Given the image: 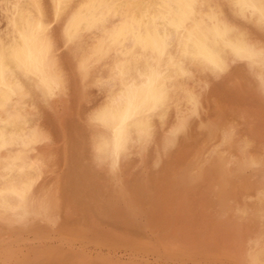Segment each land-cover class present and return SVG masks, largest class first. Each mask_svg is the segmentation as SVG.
Segmentation results:
<instances>
[{"label": "rangeland", "instance_id": "rangeland-1", "mask_svg": "<svg viewBox=\"0 0 264 264\" xmlns=\"http://www.w3.org/2000/svg\"><path fill=\"white\" fill-rule=\"evenodd\" d=\"M0 1H1L0 5H2V6H0V8H1L0 9V31H4V30H6V27H7L4 25H6L5 21L7 20L8 14H5V11L3 9L4 3L6 0H0ZM45 1L47 3L49 2V0H45ZM48 15L51 16V11H50L49 7H48ZM58 24H59V26H58ZM60 24H61V22L53 23V26L51 25V30L53 29L52 34L54 33L53 37L55 39V43L57 44L56 50L54 51L55 52L54 54H56L55 60H56V65H58L57 70H59L58 72L62 73L61 75L64 76L65 80L67 81V85L69 84L70 87L69 86L66 87V89L68 90L67 91L68 94L66 93V95L60 96V98H58L59 96H56L53 98L51 103L43 105V107L40 110L41 112L38 114V118H37L36 123H35V125L38 128H40V131L44 137L43 140L39 141L36 144L35 153H37L38 155L42 156L45 159V161H46L45 172L47 174V175L43 176V179H42L43 182H41L42 180L40 181L41 183H43V185L39 182L40 184H38L36 188H37L38 192H40L41 194H44L48 197V201L50 203V207L52 210V218L53 219L55 218V219H54V221L50 220V221H52L51 224H50L49 220H48L49 224L46 223L47 222V221H45L46 219H42L40 217V215H37V217L35 216L36 218L33 217L28 221L12 220V221H7V222H4V221L2 222V220L0 219L1 220L0 221V236H1L0 237V240H1L0 241V251H1L0 256H2L0 258L1 259L0 264L3 261H6V262L5 263L3 262L2 264H16V263L17 264H25L26 261H27L26 264H31V263L32 264H39L40 262H41L40 264H44V263L45 264H75V262H76V264H80L81 262H82V264H87L90 261L91 262L88 264H97V263L98 264H105V263L106 264H129V263L130 264H136V262L138 264H159L160 261L162 264H195V263L196 264H240L239 262H241V260H242V262H241L242 264H246V261H245V259L247 257L246 254H248L251 250L250 249L251 242L255 237L258 236V234H259L258 230H260L259 229L260 225L262 222H264V215H263L264 214V199H263L264 198V187H263L264 186V170H261V169H264V160H263L264 159V98H263L264 97V80H262L260 78V76H258V73L255 70L251 69L249 64L243 59H231V60L228 59L226 62L227 68L225 67L226 69H224L223 71H218V72H214V73L212 71H210V73H209V71L208 72L203 71L202 73L198 74L196 69L194 68L193 69L194 73L192 72V76L189 77V80H187L188 84L186 85V90L192 91L194 93V98H195L194 102H192L191 104L185 105V106L184 105H181V106L178 105L177 108H173L171 110L168 119L166 118L162 121L157 120L155 123L156 126H155V130H154V134H153L154 136L152 137V139L148 142V144L145 147L141 148L142 150L140 148H137L138 146L136 144H133L131 146L130 151H129L128 155L126 156V158H123L122 160L118 161V163L117 162L116 163L109 162L106 165H102V167H103L102 168L101 165L95 166V165L91 164V163L95 164V161H94V159L90 158V152H89V150H91L90 144L92 145V141H93L92 137H94V133L96 132V126H93V124H91L92 123L91 118H92L93 114L95 113V111L98 109V107L106 101V97L100 89V83H98V81L96 80V75L98 74L100 68H102V67L100 66L101 64L95 63L91 69V76L87 79V81L84 80L80 76V74L78 73V71L76 69L77 68L76 67L77 66V60L79 59V57L82 53V50L83 49H89L88 46H91L90 45L91 44L90 38H91L92 34H84L83 36L80 37V39L77 40L79 42L75 41L73 44H71L69 46H65V49H64L63 45H61L58 41L59 35H60V31H59L60 30ZM246 29L248 32H250V35L253 38H259L260 40H262L261 42L264 44V29L255 30V28H253V27L249 28L250 30L248 28H246ZM254 33L256 34L257 37L254 36ZM82 39H84V40H82ZM67 47H68V49H67ZM64 54H65V56H64ZM73 56H74V58H73ZM57 58H58V60H57ZM75 60H76V62H75ZM66 62L68 64H66ZM240 62L241 63L243 62V64L240 65ZM232 64L233 65L236 64L237 66L234 65L235 66V68H234ZM245 64H247V65H245ZM62 68H64V69H62ZM65 68L68 69L69 71H67ZM231 69H233V70L231 71ZM247 70L250 71V73ZM244 71L247 73V75ZM193 74L195 77L193 76ZM254 75L256 76V78ZM247 76H248V78H247ZM197 78H198V80H197ZM199 79H200V81H199ZM192 80L194 82H192ZM202 83L204 84V86ZM241 83L245 84V85L243 86ZM246 84H249V86ZM84 86H86L87 88ZM252 86H254V87H252ZM73 87H74V89H73ZM199 88H200V90H199ZM69 89H70V91H69ZM237 89H239V90H237ZM84 90H86L85 93H83ZM198 91H199V93H198ZM70 92H71V94H70ZM88 93H90V94H88ZM247 93L249 94V96ZM195 94L197 96H195ZM73 95H75L76 97ZM86 95H87V97H86ZM254 95L256 97H253ZM244 96H246V97H244ZM181 97L182 96H180L179 98H181ZM260 98L262 99V102H261ZM233 99H235L236 102ZM61 100H63V101H61ZM231 100L234 101V102H232V104H231ZM74 102H75V105H74ZM83 102H85V103H83ZM67 106L69 108H71V107L72 108L69 109ZM73 107L75 108L74 111H73ZM84 107H85V109H84ZM78 110H79V113H77ZM42 113H43L44 117L41 115ZM80 113L82 116L80 115ZM57 114L59 115V118H58ZM72 114H73V116H72ZM175 118H176V120H175ZM51 119H53V120H51ZM55 119H56V121H55ZM84 119L86 122L84 121ZM183 120H184V122H183ZM71 122L74 123V126H73V124H71ZM223 122L224 123L226 122V124H223ZM38 123H41V125H39ZM44 123H45V126H44ZM54 123L56 124V126ZM85 123H87V124L90 123V125H88L89 128L87 127V124L85 125ZM210 123H211V125H210ZM237 123H238V125H237ZM68 124H70V126H67ZM80 124H82V125H80ZM173 124H175V126ZM230 124L233 126H231ZM47 125H50V126H47ZM75 125H77V126H75ZM161 125H162V127H160ZM204 125H206V126H204ZM227 125L229 127H232V129L229 127L227 128ZM66 126H67V128H66ZM223 126L225 127V130L228 129V131L223 130ZM68 127H69V129H68ZM162 128H163V130H162ZM236 128H237V132L235 133L234 130L236 131ZM252 128H253V130H252ZM77 129H79L81 132ZM88 129H89V131L87 132L86 130H88ZM183 129L185 131H183ZM59 130H61L62 133ZM70 130H72V131H70ZM160 130L164 131L165 133L164 132L161 133ZM229 130L231 132L230 135H229ZM63 131L64 132L66 131L65 134ZM252 131L255 134H252L253 133ZM47 132H51V134L48 135L49 133L47 134ZM82 132H84V133H82ZM75 133L78 135H76ZM225 133H227V134H225ZM62 134L65 136H63ZM85 134L87 137L85 136ZM201 134H203V135H201ZM218 134H222V135H218ZM236 134H238V135H236ZM164 135H165V137H164ZM171 135H173V136L171 137ZM246 135L248 137H246ZM47 136L50 138H48ZM71 136L72 137L75 136V137L72 138ZM78 136H79V138H78ZM253 136H255V137H253ZM162 137L165 139H163ZM166 137H168V138H166ZM179 137H180V140H179ZM221 137H224V138L222 139ZM64 138L67 139V140H65V142L63 141ZM77 138H78V140H77ZM247 139H249V140H247ZM51 141H52V143H51ZM61 141H62V143H61ZM73 141H75V144ZM241 141H242V143H241ZM66 142L68 145L66 144ZM176 142H178V143L176 144ZM244 142L245 143L248 142V143L245 144ZM240 143H241V145H240ZM46 144L48 147L46 146ZM53 144L55 147L53 146ZM254 144L256 147L254 146ZM49 145L51 147H49ZM56 145L59 146V148H57ZM63 145L66 147H64ZM236 145H238V146L240 145V146L238 147ZM62 146H63V148H62ZM71 146H74V147H71ZM245 146L248 147L249 150H251V151H249L248 148L245 149ZM258 146H260V147H258ZM83 147L86 148L84 151H83V149H84ZM229 147H230V149H228ZM253 147H255V148H253ZM51 148H52V150L55 149V151L50 150ZM46 149H48V150H46ZM65 150H66V152H64V153H66L65 154L66 156L63 155L64 153L62 152ZM229 150H231V151H229ZM239 150H240V152H239ZM242 150H244L243 153H241ZM226 151H229V152H226ZM235 151H237V152H235ZM248 151H249V153H247ZM224 152H226V153H224ZM235 153H237V154H235ZM68 154L70 155V158H72V159L69 158ZM75 154L77 156H75ZM228 154H229V156H228ZM230 154H231V156H230ZM234 154L237 155L236 159L238 157H240V158H244V157L247 158L248 157L247 159L250 160V162H248L247 159L245 161H243L246 163L241 162V160H244L245 158L244 159L238 158L239 160L237 159V161H236L235 156H233ZM215 155H217V157ZM221 155H223V156H221ZM238 155H243V157L238 156ZM246 155H247V157H246ZM232 156H233V158H232ZM249 156L251 159L249 158ZM169 157H171V158H169ZM68 158H69V160H68ZM168 158L170 161H172V163L168 160ZM226 158H227L228 162H227ZM84 159H86V161H84ZM129 159L130 160L132 159L133 162H132V160L130 161ZM165 159H166V161H164ZM197 159H199L198 160L199 162L197 161ZM70 160H72V161H70ZM52 161L53 162L55 161L56 163L55 162L53 163ZM58 161H60V162L58 163ZM168 161L170 163H168ZM205 161L207 162L208 165L206 164ZM234 161H236V162H234ZM68 162L70 164H68ZM162 162H164L166 166L165 165L162 166V164H164ZM208 162L209 163L211 162V163L209 164ZM226 162H227V164H225ZM176 163H177V165H176ZM184 163H185V165H184ZM187 163L189 164L188 166H187ZM220 163H223V165H221ZM119 164L121 167L118 166ZM203 164L204 165L206 164L209 168L206 167V165L204 166ZM51 165L53 166V168ZM62 165H64V167H62ZM87 165H88V167H87ZM94 166H95V168H94ZM171 166H172V168H171ZM180 166L182 168H180ZM190 166H191V168H190ZM89 167L91 170L89 169ZM96 167H97V171L95 170ZM256 167L259 169H257ZM49 168L52 169L50 172H49ZM54 168L55 169L57 168V169L55 170ZM64 168H65V170H64ZM148 168H149V170H148ZM173 168H174V170H173ZM204 168L206 171L209 172V174H208L209 176L207 175L208 172L207 173H205L206 171L204 172V170H203ZM206 168H208V169H206ZM247 168H249V169H247ZM250 168L254 172H250ZM73 169H74V171H73ZM114 169H116V171H118V172H116ZM179 169H183V170H179ZM103 170H105V171L103 172ZM199 170L201 171V173ZM244 170H245V173H244ZM87 171H90V173L89 172L87 173ZM247 171H249V172H247ZM255 171L261 172V174L256 173ZM101 172H102V175H101ZM246 172H247V174H246ZM173 173H174V175H173ZM240 173H243V174H240ZM254 173L256 175L257 174L258 175L255 177ZM94 174H95V176H94ZM170 174H172L173 176H171ZM48 175L52 178H50ZM53 175H55V176H53ZM63 175H64V178H63ZM99 175H101V176H99ZM115 175L119 178H116ZM233 175L234 176L236 175L235 179H237V180L235 182L233 181V180H235ZM242 175H243V178H242ZM260 175H262V176H260ZM89 176L90 177L92 176L91 177L92 180L90 179ZM93 176L97 180H94L95 178ZM139 176H141V178ZM231 176H233V178ZM46 177L48 179L49 178L50 179L48 180ZM97 177H102L103 179L97 178ZM176 177L178 178V180H180L179 177H182L181 178L182 180L178 181V180H176L177 179ZM210 177H212V178H210ZM246 177H249V178H246ZM259 177H261V178H259ZM44 178H46V179H44ZM53 178L55 179V181ZM56 178L59 180V183L57 182L58 180ZM61 178H62V180H60ZM144 178H145V180H144ZM230 178H231V181H229ZM245 179H246V181H245ZM45 180H47V183ZM64 180L65 181L67 180V181L65 182ZM44 181H45V183H44ZM61 181H63V183H61ZM92 181H93V183H91ZM95 181H97L98 183ZM163 181H165V182H163ZM196 181L198 182V184ZM200 181L201 182L203 181V182L201 183ZM228 181H229V183L227 184ZM51 182H53L54 184ZM56 182H57V184H56ZM65 183H67L66 186H65ZM231 183L232 184L235 183V184L232 185ZM245 183L249 186L247 187V185ZM119 184L121 185V187ZM123 184H124V190H123ZM146 184H148V185H146ZM222 184H223V186H222ZM48 185H49V187H48ZM56 185H57V187H56ZM89 185H91V186H89ZM104 185H106L107 187ZM132 185L133 186L136 185V186H134V190H133V187H131ZM153 185H155V186H153ZM156 185H157V187H156ZM176 185H178V186H176ZM190 185L192 186V188ZM63 186L66 188H64ZM100 186H101V188H99ZM128 186H130V188H131L130 190L127 189V188H129ZM187 186H189V188ZM220 186L222 188H220ZM225 186H226V189H225ZM254 186H256V187H254ZM91 187L93 190L91 189ZM115 187H117L118 189ZM135 187H136V189H135ZM228 187H229V189H228ZM242 187H243V189H242ZM59 188H61V190ZM197 188H199V190ZM46 189H48V190H46ZM96 189H97V191H95ZM184 189L185 190L187 189V190L184 191ZM196 189H197L198 193H196L197 192ZM107 190H109V192H107ZM126 190H128L127 191L128 194H127ZM135 190H136V192H135ZM151 190H153V191L151 192ZM181 190H183V191H181ZM235 190H237V191H235ZM255 190H258V191H255ZM99 191H100V193H99ZM102 191H104V192H102ZM206 191H208V192L206 193ZM212 191H214L215 193ZM223 191H226L227 194H225V192H223ZM45 192L46 193L48 192V193L46 194ZM54 192H55V194H54ZM57 192L58 193L62 192V193L58 194ZM82 192L84 193V195L86 194L85 195L86 197L82 194ZM123 192L126 194H124ZM167 192H168V194H167ZM200 192H202V193H200ZM49 193L51 195H49ZM56 193L59 197L56 195ZM104 193L106 196L104 195ZM130 193H131L133 198H131V195H129ZM136 193H137V195H136ZM147 193H149V194H147ZM182 193H183V195H181ZM185 193L187 196L185 195ZM204 193L207 194V197ZM100 194L103 196V198ZM119 194L121 195V198H120V196L118 197ZM154 194H156V195H154ZM163 194H165V195H163ZM210 194H211V196H210ZM248 194H250L252 196H250ZM66 195H68V197ZM212 195H213V197H212ZM228 195H229V197H228ZM237 195H239V196H237ZM240 195H242V196H240ZM92 196H94V197L97 196V198L94 199V197H92ZM155 196H157V197H155ZM165 196L167 197V200L163 201L164 199H166ZM171 196H172V198H171ZM201 196H202V198H200ZM222 196H224L225 199ZM71 197L73 200L70 199ZM116 197H118V198H116ZM160 197H162V198H160ZM210 197H212V198H210ZM196 198H199L200 200L196 199ZM203 198H205V199H203ZM221 198H223V199H221ZM241 198H244V199H241ZM261 198L263 200H261ZM92 199H94V200H92ZM128 199L130 201L134 200L132 202L133 204ZM146 199H148V200L145 201ZM157 199H159V200H157ZM58 200L61 202H59ZM201 200L203 201V203H202L203 205L201 204V202H202ZM212 200H213V202H212ZM236 200H238V201H236ZM53 201L55 202L54 204H56L55 206L53 205ZM94 201H96V202H94ZM100 201L103 202V204ZM108 201H110L111 203ZM136 201L138 202V204ZM205 201L208 203V204L205 203V204H207V206L204 204ZM220 201H223V204L225 206L222 203H221L222 207L220 205H218V202H220ZM65 202L67 203V205H65L66 204ZM155 202H157V203H155ZM163 202H164V204H163ZM169 202H171V204ZM224 202L225 203L227 202V204H225ZM233 202L234 203L236 202L235 206H233L234 205ZM243 202H244V204H243ZM73 203H75V204H73ZM82 203H83V205H81ZM209 203H211V204L209 205ZM59 204H61V205H59ZM76 204L78 206H76ZM112 204L115 206H113ZM116 204H117V206H116ZM158 204H159V206H158ZM214 204H216V205H214ZM72 205H74V207ZM135 205H137V206H135ZM154 205L155 206L157 205V206L155 207ZM166 205H167L168 209L165 207ZM252 205H253V207H252ZM162 206H164V208ZM215 206H216V208H215ZM245 206H247V207H245ZM260 206H261V208H260ZM53 207L55 209H53ZM86 207H88V209H86ZM90 207H91V210L89 209ZM138 207H140V208L138 209ZM190 207H191V209L192 208L193 209L191 210ZM241 207H242V212H244L245 214L242 213V215L241 214L239 215L238 211H240L239 209H241ZM79 208H83V210L80 209L83 212H81L79 210ZM125 208L128 210H126ZM109 209H110V211H108ZM78 211H79V214H78ZM251 211H253V212L251 213ZM131 212H133V214ZM54 213H56L55 216H53ZM84 213L86 214V217H84V219H82V217L85 216ZM256 213H258V217H257ZM57 214L59 215V217L57 216ZM76 214H77V217H76L77 219H75ZM90 214H92V215H90ZM243 214H244V216H243ZM78 215H79V217H78ZM113 216L115 217V220H114ZM118 216L120 218H118ZM92 217L95 218V220H93ZM242 217H243V219H242ZM58 218H60V219H58ZM161 218H163V219H161ZM234 218H236V219H234ZM118 219L120 220V222ZM227 219H228V221H227ZM230 219L232 221H229ZM233 219H234V221H233ZM241 219H242V221L239 222V224H238V221ZM77 220H79V221H77ZM89 220H91V221H89ZM96 220L99 222V224L97 223ZM102 220H104V221H102ZM84 221L87 223H85ZM94 221H96V222H94ZM258 221H259V223H257ZM53 222H55V223H53ZM78 222H80V223H78ZM142 222H143V224H141ZM232 222H233V224H232ZM71 223H73V224H71ZM100 223H102V224H100ZM148 223H149V225H148ZM241 223L243 224V226ZM77 224H79V225H77ZM24 225H25V227H24ZM93 225H94V227H93ZM109 225L112 227H110ZM228 225H229V227H228ZM4 226H5V228H4ZM45 226H47V227H45ZM56 226H58V227L60 226L59 227L60 229L58 227H57V229H55ZM68 226H70V227H68ZM102 226H104V227H102ZM140 226H142V227H140ZM50 227L52 229H50ZM61 227H63V229H65V230L62 229V231H61ZM81 227H83V230H81L82 229ZM87 227H89L90 229L92 228V229L90 230ZM113 227L115 228V230L117 232L113 229ZM231 227H232L233 233L231 232V229H230ZM239 227L242 228L243 231ZM244 227H245V229H244ZM249 227L251 229H253V228L254 229L251 230ZM29 228H31V229L28 230ZM68 228H69V230L71 229L73 234H71V232L68 230ZM76 228L78 230L80 229L79 232H78V230H76ZM127 229L129 232L127 231ZM48 230H50V231H48ZM234 230H236V231L234 232ZM238 230H239V232H238ZM20 231H22V232L20 233ZM80 231H82L83 233L81 234ZM93 231H94V233H93ZM139 231H141V232L139 233ZM251 231H252V234H251ZM254 231H256V232H254ZM61 232H63V233H61ZM10 233L11 234L14 233V234L11 235ZM89 233L92 237L89 235ZM108 233H110V234H108ZM155 233L158 235H156ZM234 233H237V234H235V235H237L236 236L237 240H236V238H234L235 237L233 235ZM35 234H36V236H35ZM65 234H67V235H65ZM103 234H104V236H103ZM106 234H108V235H106ZM144 234H146V235H144ZM245 234H247V235L245 236ZM113 235L116 237L119 235H121V236H119V238H117L115 240L113 238H116V237H114ZM127 235H128V238L126 237ZM132 235H133V237H132ZM153 235H154V237H153ZM159 235L161 238L163 237L162 241H161V238H159ZM238 235L240 237H242V240H240V237H238ZM58 236H61V237H58ZM123 236H125V237H123ZM136 236H137V238H136ZM157 236H158V238H157ZM36 237H37V239H36ZM67 237H68V239H67ZM76 237H78L79 239L81 238L80 241ZM106 237H107V239H106ZM120 237L121 238L123 237L122 238L123 240L120 239ZM129 237H132V238H129ZM251 237H253V238H251ZM2 238H3V240H2ZM39 238H41V239H39ZM108 238H110V239H108ZM126 238L129 241H131V243ZM149 238H150V240H149ZM165 238H167L166 241H169L171 239L172 240L167 243L164 240ZM118 239L120 240V242H118L119 241ZM146 239L149 241H151V240L152 241L149 242V241H146ZM158 239H160V240H158ZM56 240H58V242ZM238 240L240 241V243ZM50 241L53 243H51ZM85 241H86V243H85ZM134 241H136L137 244L134 245ZM154 241L158 244L154 243ZM193 241H196L197 243L193 242ZM95 242H97V243H95ZM45 243H46V245H45ZM188 243H189V245H188ZM7 244L10 246V248L13 246L14 247L10 249ZM31 244H33V245H31ZM71 244H73V245H71ZM117 244H119V246ZM167 244H168V246H167ZM3 245H4V247H1ZM17 245H19V247ZM28 245H29V247H31V249L28 248ZM63 245H65V246H63ZM131 246H132V249L129 248ZM162 246H164V247H162ZM218 246L219 247L222 246V247H220V250L218 249L219 248ZM223 246H224V248H223ZM244 246H246V247H244ZM165 247H167V249ZM172 247H174V248H172ZM200 247H201V249H204L205 247L206 248H205V250H201ZM225 247L228 249V252H230L232 250L230 253L231 254L233 253V254L229 255L230 253L227 252V249H225ZM242 247H244V248L242 249ZM4 248H6V249H4ZM14 248L16 249V251L14 250ZM27 248H28V250H27ZM232 248L236 249V250L238 248L239 252H237L236 250L233 251ZM197 249H199V250H197ZM210 249L213 251H211ZM244 249H245V251H244ZM25 250H26V252H25ZM54 250H55V252H54ZM191 250H193V251H191ZM4 251H6V252H4ZM62 251H63V253H59ZM196 251H198V252L196 253ZM217 251L220 253H218ZM74 252H76V253H74ZM171 252L173 254L174 253L175 254L173 255ZM201 252L203 254H201ZM21 253L24 255L23 257H22V255L20 257ZM38 253H40V254H38ZM71 253H72V255H70ZM209 253H211V254H209ZM213 253L216 254L217 256H215ZM34 254H36V255H34ZM79 254H81V255H79ZM84 254H86V255H84ZM239 254H240L241 260L239 258ZM223 255H224V257H223ZM85 256H87V257H85ZM18 257H20L21 259H24L25 262H23L24 260L18 259ZM45 257L49 261H47ZM94 257H96L97 259ZM43 258H45V259H43ZM60 258H61V260H60ZM99 258H100V261H99ZM138 258H140V259H138ZM159 259H160V261H159ZM11 260H13V261H11ZM96 260H98V262ZM133 260L135 262H133ZM180 260H182V261H180ZM158 261H159V263H158Z\"/></svg>", "mask_w": 264, "mask_h": 264}, {"label": "bare ground", "instance_id": "bare-ground-1", "mask_svg": "<svg viewBox=\"0 0 264 264\" xmlns=\"http://www.w3.org/2000/svg\"><path fill=\"white\" fill-rule=\"evenodd\" d=\"M1 2V1H0ZM2 6V5H0ZM48 7L51 16L48 15ZM1 9V8H0ZM8 14L6 30L0 31V219L28 221L40 215L42 219L54 221L48 197L37 190L43 182L45 159L35 153L36 144L44 137L35 123L41 108L52 102L56 96L67 93V81L58 72L54 54L56 43L51 25L60 24L59 43L65 46L73 44L84 34H92L89 49H83L77 60V71L87 81L95 63L101 64L96 80L106 97L91 118L96 126L90 158L93 165L118 163L126 158L130 148L145 147L154 136L156 121L168 119L170 112L178 105L194 102V93L186 90L187 80L193 69L200 74L203 71L218 72L227 68L228 59H243L251 69L264 80V44L259 38H253L246 28L264 29V0H6L3 6ZM2 11V10H1ZM3 21V20H2ZM2 26V25H1ZM59 26V24H58ZM55 27V26H54ZM242 28V29H241ZM3 29V28H2ZM242 31H241V30ZM250 30V29H249ZM263 33V32H262ZM254 36L256 34L254 33ZM56 37V36H55ZM88 37V36H87ZM257 37V36H256ZM58 38V37H57ZM57 40V39H56ZM84 40V39H82ZM57 41V42H58ZM87 41V40H86ZM79 42V41H77ZM82 42V41H81ZM84 42V41H83ZM85 43V42H84ZM59 45V44H58ZM75 47V46H74ZM79 47V46H78ZM80 48V47H79ZM63 49V48H62ZM68 49V47H67ZM78 49V48H77ZM80 50V49H79ZM78 50V51H79ZM81 51V50H80ZM73 53V52H72ZM76 54V53H75ZM79 55V54H78ZM65 56V54H64ZM62 57V56H61ZM74 58V56H73ZM60 59V58H59ZM62 59V58H61ZM58 60V58H57ZM67 61V60H66ZM70 61V60H69ZM63 62V61H62ZM76 62V60H75ZM74 62V63H75ZM232 62V61H231ZM234 62V61H233ZM58 63V62H57ZM62 64V63H61ZM66 64H68L66 62ZM230 64V63H229ZM243 62H240V65ZM64 65V64H63ZM233 65V64H232ZM237 66L236 64H234ZM233 67L235 68V66ZM247 65V64H245ZM71 66V65H70ZM63 67V66H62ZM226 67V68H225ZM232 67V66H231ZM249 68V67H248ZM247 68V69H248ZM61 69V68H60ZM64 69V68H62ZM66 69V68H65ZM75 69V70H76ZM69 71L68 69H66ZM97 70V69H96ZM230 70V69H229ZM233 69H231L232 71ZM244 70V69H243ZM66 71V72H67ZM248 71V70H247ZM71 72V71H70ZM94 72V71H93ZM235 72V71H234ZM245 72V71H244ZM250 73V71H248ZM226 73V72H225ZM246 73V72H245ZM69 74V73H68ZM73 75V74H72ZM217 75V74H216ZM224 75V74H223ZM232 75V74H231ZM247 75V73H246ZM252 75V74H251ZM79 76V77H80ZM194 76V74H193ZM208 76V75H207ZM211 76V75H210ZM230 76V75H229ZM228 76V77H229ZM233 76V75H232ZM249 76V75H248ZM247 76V78H248ZM255 76V75H254ZM195 77V76H194ZM209 77V76H208ZM207 77V78H208ZM250 77V76H249ZM69 78V77H68ZM192 78V77H191ZM231 78V77H230ZM256 78V76H255ZM227 79V78H226ZM69 80V79H68ZM198 80V78H197ZM203 80V79H202ZM207 80V79H206ZM231 80V79H230ZM240 80V79H239ZM200 81V79H199ZM245 81V80H244ZM251 81V80H250ZM190 82V81H189ZM192 82H194L192 80ZM222 82V81H221ZM240 82V81H239ZM242 82V81H241ZM79 83V82H78ZM91 83V82H90ZM208 83V82H207ZM237 83V82H236ZM85 84V83H84ZM97 84V83H96ZM203 84V83H202ZM242 84V83H241ZM253 84V83H252ZM251 84V85H252ZM79 85V84H78ZM93 85V84H92ZM99 85V84H98ZM243 86L245 84H242ZM249 86V84H246ZM250 85V86H251ZM74 86V85H73ZM189 86V85H188ZM193 86V85H192ZM200 86V85H199ZM204 86V84H203ZM207 86V85H206ZM255 86V85H254ZM252 86V87H254ZM70 87V86H69ZM86 87V86H84ZM91 87V86H90ZM260 87V86H259ZM87 88V87H86ZM188 88V87H187ZM193 88V87H192ZM237 88V87H236ZM240 88V87H239ZM251 88V87H250ZM74 89V87H73ZM190 89V88H189ZM234 89V88H233ZM253 89V88H252ZM76 90V89H75ZM79 90V89H78ZM200 90V88H199ZM239 90V89H237ZM70 91V89H69ZM86 90L83 91L85 93ZM92 91V90H91ZM235 91V90H234ZM80 92V91H79ZM98 92V91H97ZM201 92V91H200ZM248 92V91H247ZM91 93V92H90ZM88 93V94H90ZM101 93V92H100ZM199 93V91H198ZM68 94V93H67ZM71 94V92H70ZM243 94V93H242ZM248 94V93H247ZM246 94V95H247ZM254 94V93H253ZM77 95V94H76ZM257 95V94H256ZM69 96V95H68ZM75 96V95H73ZM95 96V95H94ZM98 96V95H97ZM100 96V95H99ZM182 96L181 98H179ZM195 96H197L195 94ZM249 96V94H248ZM258 96V95H257ZM76 97V96H75ZM87 97V95H86ZM85 97V98H86ZM93 97V96H92ZM91 97V98H92ZM246 97V96H244ZM253 97H256L255 95ZM64 98V97H63ZM62 98V99H63ZM72 98V97H71ZM70 98V99H71ZM96 98V97H95ZM251 98V97H250ZM264 98V97H263ZM232 99V98H231ZM244 99V98H243ZM255 99V98H254ZM261 99V98H260ZM259 99V100H260ZM56 100V99H55ZM91 100V99H90ZM200 100V99H199ZM235 100V99H233ZM240 100V99H239ZM256 100V99H255ZM258 100V101H259ZM60 101V100H59ZM63 101V100H61ZM69 101V100H68ZM75 101V100H74ZM82 101V100H81ZM201 101V100H200ZM100 102V101H99ZM231 100V104H232ZM236 102V100H235ZM262 102V99H261ZM63 103V102H62ZM61 103V104H62ZM68 103V102H67ZM85 103V102H83ZM223 103V102H222ZM69 104V103H68ZM75 105V102H74ZM87 105V104H86ZM222 105V104H221ZM51 106V105H50ZM68 107V106H67ZM76 107V106H75ZM218 107V106H217ZM262 107V106H261ZM45 108V107H44ZM69 108V107H68ZM72 108V107H71ZM69 108V109H71ZM199 108V107H198ZM227 108V107H226ZM48 109V108H47ZM73 107V111H74ZM85 109V107H84ZM263 109V108H262ZM261 109V110H262ZM55 110V109H54ZM46 111V110H45ZM50 111V110H49ZM91 112V111H90ZM94 112V111H93ZM198 112V111H197ZM249 112V111H248ZM252 112V111H251ZM44 113V112H43ZM43 113L41 114L43 116ZM79 113V110L77 111ZM45 114V113H44ZM92 114V113H91ZM197 114V113H196ZM199 114V113H198ZM47 115V114H46ZM51 115V114H50ZM75 115V114H74ZM81 115V113H80ZM84 115V114H83ZM176 115V114H175ZM220 115V114H219ZM58 118L59 115L57 114ZM73 116V114H72ZM82 116V115H81ZM87 116V115H86ZM188 116V115H187ZM259 116V115H258ZM44 117V116H43ZM46 117V116H45ZM53 117V116H52ZM75 117V116H74ZM80 117V116H79ZM171 117V116H170ZM181 117V116H180ZM42 118V117H41ZM57 118V119H58ZM183 118V117H182ZM217 118V117H216ZM233 118V117H232ZM44 119V118H43ZM48 119V118H47ZM50 119V118H49ZM74 119V118H73ZM72 119V120H73ZM89 119V118H88ZM40 120V119H39ZM53 120V119H51ZM59 120V119H58ZM76 120V119H75ZM176 120V118H175ZM217 120V119H216ZM230 120V119H229ZM228 120V121H229ZM42 121V120H41ZM47 121V120H46ZM45 121V122H46ZM56 121V119H55ZM74 121V120H73ZM83 121V120H82ZM85 121V119H84ZM178 121V120H177ZM180 121V120H179ZM54 122V121H53ZM60 122V121H59ZM70 122V121H69ZM68 122V123H69ZM76 122V121H75ZM79 122V121H78ZM86 122V121H85ZM182 122V121H181ZM184 122V120H183ZM182 122V123H183ZM187 122V121H186ZM57 123V122H56ZM77 123V122H76ZM80 123V122H79ZM175 123V122H174ZM41 125V123H38ZM55 124V123H54ZM71 124L74 123L71 122ZM87 123H85L86 125ZM186 124V123H185ZM223 124H226V122ZM51 125V124H50ZM47 125V126H50ZM82 125V124H80ZM89 124H87L88 127ZM175 126V124H173ZM188 125V124H187ZM211 125V123H210ZM215 125V124H214ZM231 125V124H230ZM235 125V124H234ZM238 125V123H237ZM45 126V123H44ZM56 126V124H55ZM54 126V127H55ZM62 126V125H61ZM67 126H70L68 124ZM66 126V128H67ZM77 126V125H75ZM172 126V125H171ZM206 126V125H204ZM225 126V125H224ZM223 126V130L225 127ZM233 126V125H231ZM43 127V126H42ZM80 127V126H79ZM162 127V125L160 126ZM229 126L227 125V128ZM235 127V126H234ZM255 127V126H254ZM253 127V128H254ZM46 128V127H45ZM49 128V127H48ZM73 128V127H72ZM78 128V127H77ZM89 128V127H88ZM176 128V127H175ZM179 128V127H178ZM188 128V127H187ZM216 128V127H215ZM232 129V127H229ZM252 128V130H253ZM52 129V128H51ZM69 129V127H68ZM67 129V130H68ZM75 129V128H74ZM73 129V130H74ZM83 129V128H82ZM174 129V128H173ZM207 129V128H206ZM205 129V130H206ZM217 129V128H216ZM42 130V129H41ZM48 130V129H47ZM46 130V131H47ZM79 130V129H77ZM91 130V129H90ZM163 130V128H162ZM160 130V132H164ZM169 130V129H168ZM187 130V129H186ZM204 130V131H205ZM210 130V129H209ZM222 130V131H223ZM45 131V132H46ZM61 132V130H59ZM72 131V130H70ZM80 131V130H79ZM87 132L89 131L86 130ZM183 131H185L183 129ZM208 131V130H207ZM213 131V130H212ZM225 131H228L225 130ZM243 131V130H242ZM44 132V131H43ZM57 132V131H56ZM64 132V131H63ZM66 132V131H65ZM64 132V134H65ZM81 132V131H80ZM176 132V131H175ZM211 132V131H210ZM234 132H237L234 130ZM244 132V131H243ZM249 132V131H248ZM253 132V131H252ZM251 132V133H252ZM49 133V134H48ZM59 133V132H58ZM62 133V132H61ZM77 133V132H76ZM75 133V134H76ZM84 133V132H82ZM93 133V132H92ZM157 133V132H156ZM165 133V132H164ZM228 133V132H227ZM225 133V134H227ZM229 130V135H230ZM245 133V132H244ZM48 135L51 132H47ZM46 134V135H47ZM67 134V133H66ZM81 134V133H80ZM241 134V133H240ZM252 134H255L254 132ZM63 135V134H62ZM61 135V136H62ZM78 135V134H76ZM84 135V134H83ZM166 135V134H165ZM164 135V137H165ZM203 135V134H201ZM222 135V134H218ZM224 135V134H223ZM238 135V134H236ZM235 135V136H236ZM65 136V135H63ZM86 136V134H85ZM90 136V135H89ZM169 136V135H168ZM173 135H171L172 137ZM177 136V135H176ZM227 136V135H226ZM234 136V137H235ZM48 137V136H47ZM55 137V136H54ZM72 137V136H71ZM75 137V136H74ZM72 137V138H74ZM81 137V136H80ZM87 137V136H86ZM91 137V136H90ZM89 137V138H90ZM159 137V136H158ZM170 137V136H169ZM230 137V136H229ZM246 137H248L246 135ZM255 137V136H253ZM50 138V137H48ZM52 138V137H51ZM70 138V137H69ZM79 138V136H78ZM77 138V140H78ZM156 138V137H155ZM163 138V137H162ZM168 138V137H166ZM222 139L224 137H221ZM237 138V137H236ZM250 138V137H249ZM46 139V138H45ZM76 139V138H75ZM74 139V140H75ZM81 139V138H80ZM87 139V138H86ZM165 139V138H163ZM221 139V140H222ZM254 139V138H253ZM49 140V139H48ZM64 138V142H65ZM76 140V141H77ZM85 140V139H84ZM92 140V139H91ZM154 140V139H153ZM180 140V137H179ZM240 140V139H239ZM244 140V139H243ZM249 140V139H247ZM166 141V140H165ZM178 141V140H177ZM220 141V140H219ZM223 141V140H222ZM245 141V140H244ZM75 144V141H73ZM78 142V141H77ZM76 142V143H77ZM80 142V141H79ZM90 142V141H89ZM221 142V141H220ZM219 142V143H220ZM229 142V141H228ZM237 142V141H236ZM52 143V141H51ZM54 143V142H53ZM62 143V141H61ZM81 143V142H80ZM79 143V144H80ZM85 143V142H84ZM91 143V142H90ZM152 143V142H151ZM156 143V142H155ZM178 142H176L177 144ZM242 143V141H241ZM240 143V145H241ZM245 143V142H244ZM248 143V142H246ZM245 143V144H246ZM255 143V142H254ZM49 144V143H48ZM56 144V143H55ZM67 144V142H66ZM65 144V145H66ZM157 144V143H156ZM221 144V143H220ZM237 144V143H236ZM68 145V144H67ZM73 145V144H72ZM89 145V144H88ZM234 145V144H233ZM239 145V146H240ZM47 146V144H46ZM54 146V144H53ZM57 146V145H56ZM64 146V145H63ZM62 146V148H63ZM170 146V145H169ZM238 146V145H236ZM238 146V147H239ZM249 146V145H248ZM255 146V144H254ZM48 147V146H47ZM49 147H51L49 145ZM55 147V146H54ZM66 147V146H64ZM68 147V146H67ZM74 147V146H71ZM78 147V146H77ZM80 147V146H79ZM89 147V146H88ZM223 147V146H222ZM256 147V146H255ZM253 147V148H255ZM260 147V146H258ZM45 148V147H44ZM59 148V146H57ZM84 148V147H83ZM156 148V147H155ZM171 148V147H170ZM248 148L245 146V149ZM67 149V148H66ZM76 149V148H75ZM86 148L83 149V151ZM145 149V148H144ZM230 149V147L228 148ZM240 149V148H239ZM243 149V148H242ZM244 149V150H245ZM48 150V149H46ZM45 150V151H46ZM52 150V148L50 149ZM49 150V151H50ZM55 151V149H53ZM52 150V151H53ZM72 150V149H71ZM78 150V149H77ZM142 150V149H141ZM233 150V149H232ZM241 153H243V151ZM249 150V148H248ZM74 151V150H73ZM139 151V150H138ZM231 151V150H229ZM226 151V152H229ZM247 151V150H246ZM251 151V150H249ZM249 151L247 153H249ZM63 153L66 152L62 151ZM148 152V151H147ZM224 152V153H226ZM237 152V151H235ZM240 152V150H239ZM238 152V153H239ZM255 152V151H254ZM48 153V152H47ZM137 153V152H136ZM145 153V152H144ZM223 153V154H224ZM246 153V152H245ZM246 153V154H247ZM51 154V153H50ZM53 154V153H52ZM64 153L63 155H65ZM70 154V153H69ZM68 154V155H69ZM150 154V153H149ZM219 154V153H218ZM221 154V153H220ZM237 154V153H235ZM235 156V159L237 155ZM254 154V153H253ZM42 155V154H41ZM54 155V154H53ZM71 155V154H70ZM69 155V158H70ZM89 155V154H88ZM257 155V154H256ZM66 156V155H65ZM72 156V155H71ZM75 156H77L75 154ZM217 157V155H215ZM223 156V155H221ZM229 156V154H228ZM231 156V154H230ZM232 156V158H233ZM242 156L243 155H238ZM262 156V155H261ZM73 157V156H72ZM129 157V156H128ZM197 157V156H196ZM195 157V158H196ZM247 157V155H246ZM256 157V156H255ZM68 158V160H69ZM140 158V157H139ZM171 158V157H169ZM168 158V160H169ZM240 158V157H238ZM237 158V159H238ZM245 158V157H244ZM240 158V159H244ZM248 158V157H247ZM241 160V162L245 161ZM250 158V156H249ZM254 158V157H253ZM263 158V157H262ZM64 159V158H63ZM72 159V158H70ZM173 159V158H172ZM221 159V158H220ZM231 159V158H230ZM236 159V161H237ZM251 159V158H250ZM54 160V159H53ZM57 160V159H56ZM130 160V159H129ZM132 160V159H131ZM130 160V161H131ZM140 160V159H139ZM143 160V159H142ZM199 159H197L198 161ZM222 160V159H221ZM225 160V159H224ZM223 160V161H224ZM227 160V158H226ZM239 160V159H238ZM248 160V159H247ZM264 160V159H263ZM65 161V160H64ZM72 161V160H70ZM75 161V160H74ZM73 161V162H74ZM86 161V159H84ZM92 161V160H91ZM166 161V159L164 160ZM170 161V160H169ZM168 163H172L170 161ZM213 161V160H212ZM234 161V162H236ZM252 161V160H251ZM50 162V161H49ZM53 162V161H52ZM55 162V161H54ZM53 162V163H54ZM60 161H58L59 163ZM66 162V161H65ZM72 162V163H73ZM133 162V160H132ZM146 162V161H145ZM177 162V161H176ZM199 162V161H198ZM206 162V161H205ZM228 162V160H227ZM227 162L225 164H227ZM240 162V161H239ZM238 162V163H239ZM250 162V160H248ZM263 162V161H262ZM56 163V162H55ZM84 163V162H83ZM127 163V162H126ZM125 163V164H126ZM164 163V162H162ZM189 163V162H188ZM187 163V166L190 164ZM209 163V162H208ZM211 163V162H210ZM209 163V164H210ZM246 163V162H243ZM68 164H70L68 162ZM76 164V163H75ZM74 164V165H75ZM182 164V163H181ZM200 164V163H199ZM207 164V162H206ZM205 164V165H206ZM223 165V163H220ZM237 164V163H236ZM143 165V164H142ZM141 165V166H142ZM165 165L162 164V166ZM173 165V164H172ZM177 165V163H176ZM180 165V164H179ZM185 165V163H184ZM191 165V164H190ZM204 165V164H203ZM204 165V166H205ZM208 165V164H207ZM206 165V167H208ZM252 165V164H251ZM259 165V164H258ZM52 166V165H51ZM91 166V165H90ZM94 166V168H95ZM119 167L120 164L118 165ZM166 166V165H165ZM175 166V165H174ZM183 166V165H182ZM192 166V165H191ZM190 166V168H191ZM196 166V165H195ZM210 166V165H209ZM225 166V165H224ZM223 166V167H224ZM253 166V165H252ZM257 166V165H256ZM64 167V165H62ZM84 167V166H83ZM88 167V165H87ZM93 167V166H92ZM146 167V166H145ZM178 167V166H177ZM228 167V166H227ZM48 168V167H47ZM51 168V167H50ZM49 168V172L52 170ZM53 168V166H52ZM103 168V167H102ZM141 168V167H140ZM147 168V167H146ZM172 168V166H171ZM179 168V167H178ZM180 168H182L180 166ZM194 168V167H193ZM198 168V167H197ZM201 168V167H200ZM203 168V167H202ZM209 168V167H208ZM206 168V169H208ZM232 168V167H231ZM237 168V167H236ZM257 168V167H256ZM55 169V168H54ZM57 169V168H56ZM55 169V170H56ZM62 169V168H61ZM69 169V168H68ZM87 169V168H86ZM90 169V167H89ZM99 169V168H98ZM105 169V168H104ZM177 169V168H176ZM175 169V170H176ZM224 169V168H223ZM249 169V168H247ZM259 169V168H257ZM261 169V168H260ZM65 170V168H64ZM91 170V169H90ZM97 171V167L95 169ZM116 171V169H114ZM149 170V168H148ZM172 170V169H171ZM174 170V168H173ZM183 170V169H179ZM191 170V169H190ZM194 170V169H193ZM206 171L205 168L203 169ZM264 170V169H261ZM54 171V170H53ZM52 171V172H53ZM58 171V170H57ZM74 171V169H73ZM93 171V170H92ZM91 171V172H92ZM105 170H103L104 172ZM114 171V172H115ZM145 171V170H144ZM188 171V170H187ZM200 171V170H199ZM257 171V170H256ZM255 171V172H256ZM259 171V170H258ZM60 172V171H59ZM90 171H87V173ZM118 172V171H116ZM176 172V171H175ZM174 172V173H175ZM183 172V171H182ZM206 171L205 173H207ZM220 172V171H219ZM225 172V171H224ZM249 172V171H247ZM246 172V174H247ZM250 172H254L250 168ZM95 173V172H94ZM98 173V172H97ZM100 173V172H99ZM156 173V172H155ZM173 173V175H174ZM201 173V171H200ZM245 173V170H244ZM261 174V172H256ZM263 173V172H262ZM52 174V173H51ZM50 174V175H51ZM54 174V173H53ZM56 174V173H55ZM61 174V173H60ZM92 174V173H91ZM90 174V175H91ZM123 174V173H122ZM182 174V173H181ZM189 174V173H188ZM209 172L207 173V175ZM229 174V173H228ZM243 174V173H240ZM251 174V173H250ZM253 174V173H252ZM255 174V173H254ZM88 175V174H87ZM102 175V172H101ZM99 175V176H101ZM117 175V174H116ZM115 175V176H116ZM126 175V174H125ZM155 175V174H154ZM173 176L172 174H170ZM169 175V176H170ZM206 175V174H205ZM221 175V174H220ZM239 175V174H238ZM245 175V174H244ZM258 175V174H257ZM255 174V177L257 176ZM49 176V175H48ZM47 176V177H48ZM55 176V175H53ZM57 176V175H56ZM95 176V174H94ZM93 176V177H94ZM97 176V175H96ZM131 176V175H130ZM168 176V177H169ZM170 176V177H171ZM176 176V175H175ZM209 176V175H208ZM234 176V175H233ZM233 176H231L233 178ZM236 176V175H235ZM234 176V179H235ZM262 176V175H260ZM46 177V178H47ZM50 177V176H49ZM62 177V176H61ZM90 177V176H89ZM92 177V176H91ZM90 177V179H91ZM125 177V176H124ZM136 177V176H135ZM141 178V176H139ZM163 177V176H162ZM184 177V176H183ZM245 177V176H244ZM44 178V179H46ZM52 178V177H50ZM49 178V179H50ZM64 178V175H63ZM95 178V177H94ZM102 178V177H97ZM116 178H119L116 176ZM127 178V177H126ZM165 178V177H164ZM172 178V177H171ZM177 178V177H176ZM175 178V179H176ZM182 180V177H179ZM202 178V177H201ZM212 178V177H210ZM243 178V175H242ZM249 178V177H246ZM261 178V177H259ZM48 179V178H47ZM48 179V180H49ZM54 179V178H53ZM57 179V178H56ZM103 179V178H102ZM125 179V178H124ZM123 179V180H124ZM239 179V178H238ZM42 180V181H41ZM58 180V179H57ZM62 180V178L60 179ZM92 180V179H91ZM90 180V181H91ZM94 180H97L96 178ZM122 180V179H121ZM139 180V179H138ZM145 180V178H144ZM143 180V181H144ZM156 180V179H155ZM158 180V179H157ZM170 180V179H169ZM178 180V178L176 179ZM178 180V181H180ZM206 180V179H205ZM228 180V179H227ZM237 179L233 180L234 182ZM248 180V179H247ZM260 180V179H259ZM41 181V182H40ZM47 183V180H45ZM44 181V183H45ZM55 181V179H54ZM53 181V182H54ZM65 181V180H64ZM67 181V180H66ZM65 181V182H66ZM127 181V180H126ZM134 181V180H133ZM161 181V180H160ZM159 181V182H160ZM204 181V180H203ZM202 181V182H203ZM211 181V180H210ZM231 181V178L230 180ZM227 182V184L229 183ZM244 181V180H243ZM246 181V179H245ZM40 182V183H39ZM50 182V181H49ZM51 182V183H53ZM59 183V180L57 181ZM56 182V184H57ZM97 182V181H95ZM109 182V181H108ZM107 182V183H108ZM124 182V181H123ZM155 182V181H154ZM165 182V181H163ZM169 182V181H168ZM197 182V181H196ZM201 182V181H200ZM201 182V183H202ZM206 182V181H205ZM241 182V181H240ZM249 182V181H248ZM263 182V181H262ZM50 183V184H51ZM63 183V181H61ZM88 183V182H87ZM93 183V181L91 182ZM98 183V182H97ZM103 183V182H102ZM132 183V182H131ZM130 183V184H131ZM142 183V182H141ZM144 183V182H143ZM149 183V182H148ZM161 183V182H160ZM170 183V182H169ZM238 183V182H237ZM43 185V183H41ZM49 184V185H50ZM54 184V183H53ZM67 183H65L66 186ZM137 184V183H136ZM154 184V183H153ZM164 184V183H163ZM167 184V183H166ZM195 184V183H194ZM198 184V182H197ZM226 184V185H227ZM232 184V183H231ZM235 184V183H233ZM232 184V185H233ZM246 184V183H245ZM48 185V187H49ZM63 185V184H62ZM93 185V184H92ZM100 185V184H99ZM108 185V184H107ZM120 185V184H119ZM143 185V184H142ZM148 185V184H146ZM175 185V184H174ZM193 185V184H192ZM237 185V184H236ZM247 185V184H246ZM91 186V185H89ZM106 186V185H104ZM118 186V185H117ZM126 186V185H125ZM136 186V185H134ZM134 186L132 185L134 190ZM145 186V185H144ZM152 186V185H151ZM155 186V185H153ZM169 186V185H168ZM178 186V185H176ZM191 186V185H190ZM200 186V185H199ZM223 186V184H222ZM231 186V185H230ZM249 185H247L248 187ZM47 187V186H46ZM57 187V185H56ZM60 187V186H59ZM64 187V186H63ZM103 187V186H102ZM107 187V186H106ZM121 187V185H120ZM131 189L130 186H128ZM138 187V186H137ZM157 187V185H156ZM162 187V186H161ZM182 187V186H181ZM180 187V188H181ZM189 188V186H187ZM201 187V186H200ZM206 187V186H205ZM215 187V186H214ZM238 187V186H237ZM256 187V186H254ZM264 187V186H263ZM42 188V187H41ZM53 188V187H52ZM66 188V187H64ZM101 188V186L99 187ZM117 188V187H115ZM114 188V189H115ZM125 188V189H126ZM163 188V187H162ZM187 188V189H188ZM192 188V186H191ZM211 188V187H210ZM220 188H222L220 186ZM233 188V187H232ZM50 189V188H49ZM61 190V188H59ZM63 189V188H62ZM92 189V187H91ZM113 189V190H114ZM118 189V188H117ZM136 189V187H135ZM158 189V188H157ZM165 189V188H164ZM170 189V188H169ZM183 189V188H182ZM186 189V190H187ZM199 190V188H197ZM196 189V191H197ZM226 189V186H225ZM224 189V190H225ZM229 189V187H228ZM243 189V187H242ZM247 189V188H246ZM41 190V189H40ZM48 190V189H46ZM55 190V189H54ZM93 190V189H92ZM91 190V191H92ZM102 190V189H101ZM121 190V189H120ZM124 190V184H123ZM184 189V191H186ZM215 190V189H214ZM223 190V189H222ZM262 190V189H261ZM260 190V191H261ZM43 191V190H42ZM51 191V190H50ZM89 191V190H88ZM97 191V189L95 190ZM116 191V190H115ZM128 190H126L127 192ZM153 190H151L152 192ZM159 191V190H158ZM183 191V190H181ZM192 191V190H191ZM195 191V192H196ZM201 191V190H200ZM228 191V190H227ZM230 191V190H229ZM237 191V190H235ZM234 191V192H235ZM252 191V190H251ZM258 191V190H255ZM53 192V191H52ZM90 192V191H89ZM104 192V191H102ZM109 192V190H107ZM131 192V191H130ZM136 192V190H135ZM150 192V191H149ZM208 191H206L207 193ZM214 192V191H212ZM225 194H227L226 191ZM222 192V193H223ZM249 192V191H248ZM253 192V191H252ZM46 193V192H45ZM48 193V192H47ZM46 193V194H47ZM58 193V192H57ZM56 193V195H57ZM62 192L58 193L61 194ZM67 193V192H66ZM91 193V192H90ZM89 193V194H90ZM100 193V191H99ZM118 193V192H117ZM124 193V192H123ZM139 193V192H138ZM174 193V192H173ZM198 193V191L196 192ZM202 193V192H200ZM215 193V192H214ZM229 193V192H228ZM236 193V192H235ZM55 194V192H54ZM53 194V195H54ZM84 195V193L82 192ZM126 194V193H124ZM128 194V192H127ZM134 194V193H133ZM140 194V193H139ZM149 194V193H147ZM146 194V195H147ZM168 194V192H167ZM205 194V193H204ZM203 194V195H204ZM212 194V193H211ZM210 194V196H211ZM224 194V193H223ZM261 194V193H260ZM49 195H51L49 193ZM86 195V194H85ZM84 195V196H85ZM101 195V194H100ZM105 195V193H104ZM131 195V193L129 194ZM137 195V193H136ZM141 195V194H140ZM156 195V194H154ZM165 195V194H163ZM171 195V194H170ZM178 195V194H177ZM183 195V193L181 194ZM186 195V193H185ZM200 195V194H199ZM202 195V196H203ZM207 197V194H205ZM214 195V194H213ZM212 195V197H213ZM243 195V194H242ZM240 195V196H242ZM250 195V194H248ZM58 196V195H57ZM68 197V195H66ZM102 196V195H101ZM106 196V195H105ZM104 196V197H105ZM121 195L119 194L118 197ZM127 196V195H126ZM125 196V197H126ZM152 196V195H151ZM167 196V195H166ZM165 196V197H166ZM173 196V195H172ZM171 196V198H172ZM187 196V195H186ZM197 196V195H196ZM202 196L200 198H202ZM225 196V195H224ZM224 196H222L224 198ZM227 196V195H226ZM234 196V195H233ZM239 196V195H237ZM245 196V195H244ZM252 196V195H250ZM263 196V195H262ZM50 197V196H49ZM59 197V196H58ZM86 197V196H85ZM89 197V196H88ZM91 197V196H90ZM94 197V196H92ZM116 197V198H118ZM137 197V196H136ZM141 197V196H140ZM139 197V198H140ZM157 197V196H155ZM163 197V196H162ZM160 197V198H162ZM169 197V196H168ZM204 197V196H203ZM210 197V198H212ZM229 197V195H228ZM249 197V196H248ZM97 198L94 197V199ZM103 198V196H102ZM130 198V197H129ZM131 198L132 195H131ZM149 198V197H148ZM221 198V199H223ZM238 198V197H237ZM251 198V197H250ZM51 199V198H50ZM54 199V198H53ZM72 199V197L70 198ZM92 199V200H94ZM199 199V198H196ZM205 199V198H203ZM225 199V198H224ZM236 199V198H235ZM244 199V198H241ZM240 199V200H241ZM264 199V198H263ZM261 198V200H263ZM55 200V199H54ZM73 200V199H72ZM118 200V199H117ZM121 200V199H120ZM129 200V199H128ZM146 199L145 201H147ZM159 200V199H157ZM167 200L164 199L163 201ZM200 200V199H199ZM207 200V199H206ZM234 200V199H233ZM56 201V200H55ZM59 201V200H58ZM112 201V200H111ZM124 201V200H123ZM130 201V200H129ZM134 201V200H133ZM133 201H130L131 203ZM161 201V200H160ZM170 201V200H169ZM198 201V200H197ZM202 201V200H201ZM228 201V200H227ZM238 201V200H236ZM61 202V201H59ZM58 202V203H59ZM82 202V201H81ZM96 202V201H94ZM101 202V201H100ZM110 202V201H108ZM137 202V201H136ZM135 202V203H136ZM172 202V201H171ZM171 202H169L171 204ZM200 202V201H199ZM213 202V200H212ZM246 202V201H245ZM262 202V201H261ZM55 202L53 201V205ZM66 203V202H65ZM70 203V202H69ZM86 203V202H85ZM103 204V202H101ZM100 203V204H101ZM111 203V202H110ZM140 203V202H139ZM145 203V202H144ZM157 203V202H155ZM198 203V202H197ZM203 201L201 202V204ZM207 203L206 201L204 204ZM220 203V204H219ZM223 201L218 202L221 206ZM225 203V202H224ZM234 203V202H233ZM236 203V202H235ZM235 203L233 206H235ZM75 204V203H73ZM114 204V203H113ZM112 204V205H113ZM133 204V203H132ZM138 204V202H137ZM164 204V202H163ZM188 204V203H187ZM186 204V205H187ZM208 204V203H207ZM207 204H205L207 206ZM211 203H209L210 205ZM227 204V202L225 203ZM242 204V203H241ZM244 204V202H243ZM242 204V205H243ZM254 204V203H253ZM61 205V204H59ZM67 205V203L65 204ZM80 205V204H79ZM83 205V203L81 204ZM85 205V204H84ZM111 205V204H110ZM121 205V204H120ZM123 205V204H122ZM142 205V204H141ZM169 205V204H168ZM199 205V204H198ZM203 205V204H202ZM208 205V206H209ZM216 205V204H214ZM224 205V204H223ZM237 205V204H236ZM71 206V205H70ZM74 207V205H72ZM76 206H78L76 204ZM91 206V205H90ZM115 206V205H113ZM117 206V204H116ZM137 206V205H135ZM155 206V205H154ZM157 206V205H156ZM155 206V207H156ZM159 206V204H158ZM188 206V205H187ZM225 206V205H224ZM239 206V205H238ZM244 206V205H243ZM256 206V205H255ZM263 206V205H262ZM72 207V208H73ZM84 207V206H83ZM89 207V206H88ZM86 207V209H88ZM164 208V206H162ZM167 208V205L165 206ZM202 207V206H201ZM205 207V206H204ZM222 207V206H221ZM247 207V206H245ZM251 207V206H250ZM253 207V205H252ZM258 207V206H257ZM85 208V207H84ZM140 207H138L139 209ZM158 208V207H157ZM156 208V209H157ZM206 208V207H205ZM212 208V207H211ZM216 208V206H215ZM261 208V206H260ZM259 208V209H260ZM53 209H55L53 207ZM83 208H79V210ZM91 210V207L89 208ZM98 209V208H97ZM102 209V208H101ZM115 209V208H114ZM126 209V208H125ZM168 209V208H167ZM191 209V207H190ZM193 209V208H192ZM191 209V210H192ZM195 209V208H194ZM67 210V209H66ZM65 210V211H66ZM78 210V209H77ZM80 210L81 212H83ZM85 210V209H84ZM128 210V209H126ZM184 210V209H183ZM200 210V209H199ZM204 210V209H203ZM206 210V209H205ZM221 210V209H220ZM231 210V209H230ZM229 210V211H230ZM239 215L242 207L239 209ZM247 210V209H246ZM68 211V210H67ZM73 211V210H72ZM96 211V210H95ZM110 211V209L108 210ZM107 211V212H108ZM113 211V210H112ZM166 211V210H165ZM164 211V212H165ZM257 211V210H256ZM59 212V211H58ZM76 212V211H75ZM106 212V213H107ZM152 212V211H151ZM196 212V211H195ZM200 212V211H199ZM253 211H251L252 213ZM69 213V212H68ZM74 213V212H73ZM93 213V212H92ZM133 214V212H131ZM166 213V212H165ZM215 213V212H214ZM59 214V213H58ZM57 216L59 217V215ZM79 214V211H78ZM94 214V213H93ZM113 214V213H112ZM232 214V213H231ZM245 214V213H244ZM243 214V216H244ZM257 217H258V213ZM56 213L53 214L55 216ZM65 215V214H64ZM68 215V214H67ZM86 217V214L84 213ZM92 215V214H90ZM262 215V214H261ZM264 215V214H263ZM96 216V215H95ZM98 216V215H97ZM115 216V215H114ZM113 216V217H114ZM226 216V215H225ZM224 216V217H225ZM229 216V215H228ZM35 217V218H36ZM72 217V216H71ZM77 214L75 216V219ZM79 217V215H78ZM111 217V216H110ZM112 217V218H113ZM193 217V216H192ZM227 217V216H226ZM239 217V216H238ZM241 217V216H240ZM68 218V217H67ZM81 218V217H80ZM93 218V217H92ZM101 218V217H100ZM118 218H120L118 216ZM135 218V217H134ZM237 218V217H236ZM234 218V219H236ZM60 219V218H58ZM70 219V218H69ZM86 219V218H85ZM158 219V218H157ZM163 219V218H161ZM229 219V218H228ZM227 219V221H228ZM233 219V221H234ZM240 219V218H239ZM243 219V217H242ZM239 220V222L242 221ZM0 220V221H1ZM72 220V219H71ZM74 220V219H73ZM95 220V218H93ZM115 220V217H114ZM119 220V219H118ZM238 220V219H237ZM50 221V224L51 222ZM57 221V220H56ZM79 221V220H77ZM91 221V220H89ZM97 221V220H96ZM94 221V222H96ZM104 221V220H102ZM229 221H232L231 219ZM64 222V221H63ZM62 222V223H63ZM71 222V221H70ZM76 222V221H75ZM85 222V221H84ZM83 222V223H84ZM117 222V221H116ZM115 222V223H116ZM120 222V220H119ZM144 222V221H143ZM143 222L141 224H143ZM162 222V221H161ZM255 222V221H254ZM55 223V222H53ZM61 223V224H62ZM80 223V222H78ZM87 223V222H85ZM89 223V222H88ZM99 224V222L97 221ZM154 223V222H153ZM160 223V222H159ZM229 223V222H228ZM237 223V222H236ZM246 223V222H245ZM253 223V222H252ZM259 223V221L257 222ZM64 224V223H63ZM73 224V223H71ZM82 224V223H81ZM90 224V223H89ZM88 224V225H89ZM102 224V223H100ZM119 224V223H118ZM140 224V225H141ZM145 224V223H144ZM233 224V222H232ZM242 224V223H241ZM26 225V224H25ZM24 225V227H25ZM79 225V224H77ZM86 225V224H85ZM84 225V226H85ZM149 225V223H148ZM251 225V224H250ZM256 225V224H255ZM254 225V226H255ZM6 226V225H5ZM4 226V228H5ZM61 226V225H60ZM59 226V227H60ZM63 226V225H62ZM74 226V225H73ZM110 226V225H109ZM120 226V225H119ZM145 226V225H144ZM243 226V224H242ZM258 226V225H257ZM18 227V226H17ZM47 227V226H45ZM56 226L55 229H57ZM58 227V228H59ZM66 227V226H65ZM70 227V226H68ZM94 227V225H93ZM98 227V226H97ZM104 227V226H102ZM112 227V226H110ZM121 227V226H120ZM139 227V226H138ZM142 227V226H140ZM147 227V226H146ZM149 227V226H148ZM165 227V226H164ZM229 227V225H228ZM252 227V226H251ZM7 228V227H6ZM19 228V227H18ZM72 228V227H71ZM83 230V227H81ZM89 228V227H87ZM144 228V227H143ZM240 228V227H239ZM250 228V227H249ZM29 228L28 230H30ZM40 229V228H39ZM50 229H52L50 227ZM54 229V230H55ZM60 229V228H59ZM63 227H61L62 231ZM90 229V228H89ZM92 229V228H91ZM90 229V230H91ZM115 230V228L113 227ZM135 229V228H134ZM140 229V228H139ZM147 229V228H146ZM231 232L232 227L230 228ZM229 229V230H230ZM242 230V228H240ZM239 229V230H240ZM245 229V227H244ZM248 229V228H247ZM251 229V228H250ZM249 229V230H250ZM254 229V228H253ZM251 229V230H253ZM259 234L250 245L246 264H264V222ZM5 230V229H4ZM26 230V229H25ZM35 230V229H34ZM53 230V231H54ZM65 230V229H63ZM69 230V228H68ZM74 230V229H73ZM76 230H78L76 228ZM80 230V229H79ZM78 230V232H79ZM85 230V229H84ZM118 230V229H117ZM123 230V229H122ZM126 230V229H125ZM124 230V231H125ZM149 230V229H148ZM147 230V231H148ZM238 230V232H239ZM32 231V230H31ZM50 231V230H48ZM52 231V230H51ZM72 233L71 229L69 230ZM68 231V232H69ZM89 231V230H88ZM97 231V230H96ZM113 231V230H112ZM116 231V230H115ZM121 231V230H120ZM128 231V229H127ZM134 231V230H133ZM145 231V230H144ZM236 230H234L235 232ZM243 231V230H242ZM247 231V230H246ZM22 231H20L21 233ZM36 232V231H35ZM41 232V231H40ZM44 232V231H43ZM42 232V233H43ZM56 232V231H55ZM60 232V231H59ZM66 232V231H65ZM77 232V231H76ZM81 234L83 233L80 231ZM98 232V231H97ZM108 232V231H107ZM114 232V231H113ZM117 232V231H116ZM129 232V231H128ZM137 232V231H136ZM135 232V233H136ZM141 231H139L140 233ZM256 232V231H254ZM8 233V232H7ZM19 233V234H20ZM37 233V232H36ZM41 233V234H42ZM63 233V232H61ZM94 233V231H93ZM127 233V232H126ZM138 233V234H139ZM152 233V232H151ZM173 233V232H172ZM233 233V232H232ZM247 233V232H246ZM11 234V233H10ZM12 233L11 235H13ZM18 234V233H17ZM57 234V233H56ZM78 234V233H77ZM85 234V233H84ZM100 234V233H99ZM110 234V233H108ZM106 234V235H108ZM112 234V233H111ZM118 234V233H117ZM131 234V233H130ZM129 234V235H130ZM133 234V233H132ZM156 234V233H155ZM162 234V233H161ZM174 234V233H173ZM237 233L233 235L236 238ZM252 234V231H251ZM16 235V234H15ZM32 235V234H31ZM53 235V234H52ZM67 235V234H65ZM88 235V234H87ZM90 235V233H89ZM105 235V236H106ZM146 235V234H144ZM158 235V234H156ZM240 235V234H239ZM238 235V237H240ZM247 234H245L246 236ZM34 236V235H33ZM32 236V237H33ZM36 236V234H35ZM54 236V235H53ZM56 236V235H55ZM64 236V235H63ZM78 236V235H77ZM91 236V235H90ZM99 236V235H98ZM104 236V234H103ZM112 236V235H111ZM114 236V235H113ZM121 236V235H119ZM119 236H114L117 239ZM176 236V235H175ZM178 236V235H177ZM1 237V236H0ZM61 237V236H58ZM66 237V236H65ZM92 237V236H91ZM97 237V236H96ZM125 237V236H123ZM122 237V238H123ZM128 238V235L126 236ZM133 237V235H132ZM129 237V238H132ZM145 237V236H144ZM154 237V235H153ZM167 237V236H166ZM42 238V237H41ZM39 238V239H41ZM46 238V237H45ZM44 238V239H45ZM50 238V237H49ZM78 238V237H76ZM101 238V237H100ZM112 238V237H111ZM120 237V239H122ZM126 238V239H127ZM135 238V237H134ZM133 238V239H134ZM137 238V236H136ZM135 238V239H136ZM139 238V237H138ZM158 238V236H157ZM159 238L160 235H159ZM163 238V237H162ZM161 238V241H162ZM244 238V237H243ZM253 238V237H251ZM37 239V237H36ZM68 239V237H67ZM81 239V238H80ZM78 238V240L80 241ZM107 239V237H106ZM110 239V238H108ZM153 239V238H152ZM3 240V238H2ZM50 240V239H49ZM54 240V239H53ZM92 240V239H91ZM103 240V239H102ZM119 240V239H118ZM123 240V239H122ZM125 240V239H124ZM128 240V239H127ZM150 240V238H149ZM146 239V241H149ZM160 240V239H158ZM165 241L167 238L164 239ZM163 240V241H164ZM169 240V239H168ZM172 240V239H171ZM166 241L167 243L170 242ZM177 240V239H176ZM237 240V238H236ZM235 240V241H236ZM242 240V237H240ZM245 240V239H244ZM1 241V240H0ZM58 242V240H56ZM61 241V240H60ZM126 241V240H125ZM129 241V240H128ZM145 241V240H144ZM145 241V242H146ZM152 241V240H151ZM149 241V242H151ZM174 241V240H173ZM233 241V240H232ZM239 241V240H238ZM39 242V241H38ZM46 242V241H45ZM51 242V241H50ZM63 242V241H62ZM66 242V241H65ZM88 242V241H87ZM120 242V240L118 241ZM131 243V241H129ZM175 242V241H174ZM178 242V241H177ZM191 242V241H190ZM189 242V243H190ZM196 242V241H193ZM234 242V241H233ZM232 242V243H233ZM244 242V241H243ZM53 243V242H51ZM61 243V242H60ZM64 243V242H63ZM67 243V242H66ZM70 243V242H69ZM68 243V244H69ZM86 243V241H85ZM97 243V242H95ZM125 243V242H124ZM133 243V242H132ZM154 243H156L154 241ZM188 243V245H189ZM197 243V242H196ZM231 243V244H232ZM237 243V242H236ZM240 243V241H239ZM2 244V243H1ZM137 244L134 241V245ZM139 244V243H138ZM158 244V243H156ZM161 244V243H160ZM166 244V243H165ZM164 244V245H165ZM191 244V243H190ZM235 244V243H234ZM245 244V243H244ZM8 245V244H7ZM27 245V244H26ZM33 245V244H31ZM43 245V244H42ZM46 245V243H45ZM70 245V244H69ZM73 245V244H71ZM92 245V244H91ZM90 245V246H91ZM119 246V244H117ZM131 245V244H130ZM133 245V244H132ZM201 245V244H200ZM239 245V244H238ZM246 245V244H245ZM9 246V245H8ZM19 247V245H17ZM65 246V245H63ZM82 246V245H81ZM84 246V245H83ZM97 246V245H96ZM99 246V245H98ZM168 246V244H167ZM191 246V245H190ZM232 246V245H231ZM1 247H4L1 246ZM14 247V246H13ZM11 247V248H13ZM17 247V248H18ZM41 247V246H40ZM67 247V246H66ZM72 247V246H71ZM103 247V246H102ZM137 247V246H136ZM164 247V246H162ZM189 247V246H188ZM193 247V246H192ZM195 247V246H194ZM219 247V246H218ZM222 247V246H220ZM220 247L218 248L220 250ZM237 247V246H236ZM241 247V246H240ZM246 247V246H244ZM242 247V249L244 248ZM10 248V246H9ZM10 248V249H11ZM28 248L31 249V247ZM27 248V250H28ZM33 248V247H32ZM39 248V247H38ZM42 248V247H41ZM46 248V247H45ZM75 248V247H74ZM132 249V246L129 247ZM160 248V247H159ZM167 249V247H165ZM174 248V247H172ZM206 248V247H205ZM200 249L201 250H205ZM208 248V247H207ZM216 248V247H215ZM224 248V246H223ZM231 248V247H230ZM6 249V248H4ZM26 249V248H25ZM55 249V248H54ZM82 249V248H81ZM150 249V248H149ZM217 249V250H218ZM225 249H227L225 247ZM224 249V250H225ZM233 249V248H232ZM247 249V248H246ZM16 251V249L14 248ZM56 250V249H55ZM54 250V252H55ZM70 250V249H69ZM84 250V249H83ZM181 250V249H180ZM199 250V249H197ZM211 250V249H210ZM223 250V249H222ZM236 249H233L235 251ZM249 250V249H248ZM21 251V250H20ZM39 251V250H38ZM64 251V250H63ZM59 252V253H63ZM125 251V250H124ZM166 251V250H165ZM193 251V250H191ZM213 251V250H211ZM210 251V252H211ZM232 251V250H231ZM230 251V252H231ZM238 251V248L236 250ZM245 251V249H244ZM1 252V251H0ZM6 252V251H4ZM26 252V250H25ZM30 252V251H29ZM42 252V251H41ZM71 252V251H70ZM73 252V251H72ZM198 251H196L197 253ZM208 252V251H207ZM218 252V251H217ZM226 252V251H225ZM228 252V249H227ZM228 252V253H230ZM241 252V251H240ZM51 253V252H50ZM76 253V252H74ZM88 253V252H87ZM102 253V252H101ZM134 253V252H133ZM132 253V254H133ZM172 253V252H171ZM220 253V252H218ZM247 253V252H246ZM40 254V253H38ZM43 254V253H42ZM49 254V253H48ZM56 254V253H55ZM65 254V253H64ZM68 254V253H67ZM78 254V253H77ZM76 254V255H77ZM173 254V253H172ZM175 254V253H174ZM173 254V255H174ZM201 254H203L201 252ZM211 254V253H209ZM214 254V253H213ZM212 254V255H213ZM227 254V253H226ZM225 254V255H226ZM233 254V253H232ZM231 253L229 255H232ZM19 255V254H18ZM24 256L22 253L20 257ZM33 255V254H32ZM36 255V254H34ZM72 255V253L70 254ZM81 255V254H79ZM86 255V254H84ZM83 255V256H84ZM93 255V254H92ZM138 255V254H137ZM183 255V254H182ZM217 256L216 254H214ZM235 255V254H234ZM58 256V255H57ZM82 256V257H83ZM141 256V255H140ZM144 256V255H143ZM187 256V255H186ZM237 256V255H236ZM2 256H0L1 258ZM18 257L20 260H24ZM37 257V256H36ZM35 257V258H36ZM81 257V256H80ZM87 257V256H85ZM112 257V256H111ZM136 257V256H135ZM142 257V256H141ZM198 257V256H197ZM224 257V255H223ZM226 257V256H225ZM231 257V256H230ZM46 258V257H45ZM43 258V259H45ZM79 258V257H78ZM77 258V259H78ZM96 258V257H94ZM103 258V257H102ZM101 258V259H102ZM196 258V257H195ZM201 258V257H200ZM209 258V257H208ZM238 258V257H237ZM240 258V254H239ZM4 259V258H3ZM17 259V258H16ZM85 259V258H84ZM97 259V258H96ZM137 259V258H136ZM135 259V260H136ZM140 259V258H138ZM173 259V258H172ZM223 259V258H222ZM235 259V258H234ZM1 260V259H0ZM47 260V258H46ZM45 260V261H46ZM57 260V259H56ZM61 260V258H60ZM67 260V259H66ZM95 260V259H94ZM156 260V259H155ZM154 260V261H155ZM174 260V259H173ZM178 260V259H177ZM186 260V259H185ZM190 260V259H189ZM205 260V259H204ZM210 260V259H209ZM241 260V258H240ZM10 261V260H9ZM13 261V260H11ZM19 261V260H18ZM31 261V260H30ZM29 261V262H30ZM39 261V260H38ZM49 261V260H47ZM55 261V260H54ZM84 261V260H83ZM86 261V260H85ZM98 262V260H96ZM95 261V262H96ZM100 261V258H99ZM114 261V260H113ZM123 261V260H122ZM160 261V259H159ZM158 261V263H159ZM182 261V260H180ZM229 261V260H228ZM4 263L6 261H3ZM2 262V263H3ZM8 262V261H7ZM20 262V261H19ZM25 262V260L23 261ZM27 262V261H26ZM25 262V264H26ZM91 262V261H90ZM88 262V263H90ZM103 262V261H102ZM132 262V261H131ZM133 262H135L133 260ZM185 262V261H184ZM190 262V261H189ZM239 262V261H238ZM242 262V260H241ZM239 262L240 264H242ZM1 263V264H2ZM41 263V262H40ZM39 263V264H40ZM43 263V262H42ZM54 263V262H53ZM78 263V262H77ZM87 263V264H88ZM93 263V262H92ZM127 263V262H126ZM146 263V262H145ZM161 263V261H160ZM159 263V264H160ZM17 264V263H16ZM32 264V263H31ZM45 264V263H44ZM76 264V262H75ZM82 264V262L80 263ZM98 264V263H97ZM106 264V263H105ZM130 264V263H129ZM136 264H138L136 262ZM162 264V263H161ZM196 264V263H195Z\"/></svg>", "mask_w": 264, "mask_h": 264}]
</instances>
